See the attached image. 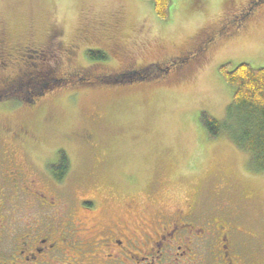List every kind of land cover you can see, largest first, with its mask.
Masks as SVG:
<instances>
[{
    "label": "rangeland",
    "instance_id": "obj_1",
    "mask_svg": "<svg viewBox=\"0 0 264 264\" xmlns=\"http://www.w3.org/2000/svg\"><path fill=\"white\" fill-rule=\"evenodd\" d=\"M248 1L173 0L160 20L142 0H0V42L11 55L1 75L17 76L24 50L47 49L55 30L58 41L42 62L66 82L33 105L0 103V143L25 163L51 166L65 156L67 202L95 201L100 222L145 230L174 208H237L239 229L264 243V172L251 170L227 132L210 138L201 121L202 113L227 120L234 90L222 65L264 68V0L240 16L237 5ZM225 19L220 32L228 36L247 27L236 40H220L209 62L169 63ZM88 51L108 60L91 61ZM72 71L81 79L67 81Z\"/></svg>",
    "mask_w": 264,
    "mask_h": 264
},
{
    "label": "flooded vegetation",
    "instance_id": "obj_2",
    "mask_svg": "<svg viewBox=\"0 0 264 264\" xmlns=\"http://www.w3.org/2000/svg\"><path fill=\"white\" fill-rule=\"evenodd\" d=\"M259 4L262 0H249L236 8L242 16ZM228 22L205 30L194 49L170 58L169 63L209 62L220 40H236L247 27L236 25L228 36L229 31L220 32ZM57 35L52 30L47 49L24 50L20 60L47 61ZM3 44L0 66L11 57ZM146 71H125L116 77ZM78 78V71L67 74V81ZM7 148L13 149L0 143V264H264V243L239 229L237 208H174L159 216L156 228L145 230L121 219L100 222L95 201H82L80 208L67 202L68 160L67 173L59 179L56 172L62 159L51 166L34 160L25 163L8 155Z\"/></svg>",
    "mask_w": 264,
    "mask_h": 264
},
{
    "label": "trees",
    "instance_id": "obj_3",
    "mask_svg": "<svg viewBox=\"0 0 264 264\" xmlns=\"http://www.w3.org/2000/svg\"><path fill=\"white\" fill-rule=\"evenodd\" d=\"M142 1L153 5L157 18L168 19L173 0ZM87 57L91 61L108 60V56L101 51H88ZM21 62L22 69L15 77H3L1 74L6 71L8 65L0 66V103L13 99L33 105L57 85L66 84L60 81V76L56 72L49 73L53 66L48 62L29 58H23ZM145 74L149 73L130 74V78L119 77L115 82L125 83L133 80L134 76L139 79L146 76ZM219 74L224 83L234 90L227 120L220 122L209 114L202 113V124L210 138L227 132L233 143L249 155L251 170L256 173L264 172V68H253L246 63L238 66L226 64L219 68ZM61 159L62 162L56 172L59 179H63L67 173V159L65 156Z\"/></svg>",
    "mask_w": 264,
    "mask_h": 264
}]
</instances>
